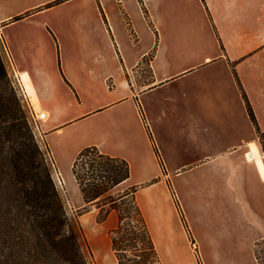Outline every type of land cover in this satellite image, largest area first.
Here are the masks:
<instances>
[{
	"label": "crops",
	"instance_id": "obj_1",
	"mask_svg": "<svg viewBox=\"0 0 264 264\" xmlns=\"http://www.w3.org/2000/svg\"><path fill=\"white\" fill-rule=\"evenodd\" d=\"M0 31L64 188L97 146L163 264H264V0H0Z\"/></svg>",
	"mask_w": 264,
	"mask_h": 264
},
{
	"label": "trees",
	"instance_id": "obj_2",
	"mask_svg": "<svg viewBox=\"0 0 264 264\" xmlns=\"http://www.w3.org/2000/svg\"><path fill=\"white\" fill-rule=\"evenodd\" d=\"M243 95L258 128L244 91ZM22 100L0 50V264H93L85 230L68 211L54 160L37 140ZM73 172L85 212L91 205L102 208L109 203L107 213L97 217L100 223L111 210L118 213V224L109 231L117 264H163L137 200L140 186L129 185L118 197L109 194L129 179L128 161L87 146L78 153Z\"/></svg>",
	"mask_w": 264,
	"mask_h": 264
},
{
	"label": "rangeland",
	"instance_id": "obj_3",
	"mask_svg": "<svg viewBox=\"0 0 264 264\" xmlns=\"http://www.w3.org/2000/svg\"><path fill=\"white\" fill-rule=\"evenodd\" d=\"M0 50L2 52L5 64L7 66L8 58H7L6 52L4 50V46H3V43H2V40H1V36H0ZM7 69H8V67H7ZM9 76H10V78L12 80V77H11L10 74H9ZM19 95H20V93H19ZM20 96L23 98L22 101H23V103L25 105V108L28 111L29 115L31 116L34 132H35V135H36V138H37V134H36V125H37V123H36L35 117L31 115L32 114V107H31V105H30V103H29L27 98H24L22 95H20ZM37 140L39 141L38 138H37ZM39 143L41 144L42 148L48 153V148L41 141H39ZM49 156H50V154H49ZM63 172H64V176L66 178L67 188L63 187V185L60 183L58 178H56V179H57L59 188H60V190H61V192L63 194V197H64V199L66 201L69 213L71 215H73V216H76L79 219L81 225L83 226V228L85 230V234H86L87 241H88V244H89V249L87 250L88 256L90 257L89 251L92 252L93 257L90 258V259L93 261V264H113L112 261L116 260V257H115V254H114L113 250H112V247H111V239H110L109 231L111 229H113L114 227H116L117 224H118V213H117V211L115 209H113V210H111L109 212V214L112 213L113 215H115V223H114L112 228H110L109 230L108 229L106 230V228L110 227L112 223L109 221L108 223H105V225H104L103 222L100 223V222L97 221V217L99 215L106 214L107 210L110 208V204L107 203L102 208L98 207L97 205H91L90 210L85 212L84 211V206L86 204H85V202H80L81 197L77 194V191H76V189L74 188V186L72 184L73 180H72L71 169L69 167H66V168H64ZM54 175H55V177L57 176L55 170H54ZM128 187H129V185H127L126 183L119 184V185L115 186L114 188H112L109 191V194H111L112 196L118 197ZM186 225H187V228L190 231V234L195 236L193 227L189 223H187ZM91 230H94V231L100 230L99 234H98L99 237H100L101 232H103L105 230L104 237H101V238L104 239V241L102 242V240L101 241L99 240V241L96 242L94 237H93V235H92V231ZM91 241L92 242L94 241L93 245L97 247L98 253L101 252L104 247H105V249L108 248V252L105 255L106 256L105 261H102V260L98 259V257L96 256V252L94 250V247L91 244ZM106 243L108 244V247H107ZM196 251L200 254V256H201L203 261H204L203 254L205 256H207V259H208L207 261L210 264V262H211L210 258H211L212 251H209L207 247H204V248L199 247L198 250H196ZM204 263L206 264L205 261H204Z\"/></svg>",
	"mask_w": 264,
	"mask_h": 264
},
{
	"label": "built area",
	"instance_id": "obj_4",
	"mask_svg": "<svg viewBox=\"0 0 264 264\" xmlns=\"http://www.w3.org/2000/svg\"><path fill=\"white\" fill-rule=\"evenodd\" d=\"M0 36H1V31H0ZM3 46H4V50L6 52L7 58H9L8 49L6 48L4 43H3ZM9 60H10V58H9ZM9 74L11 75L13 83L16 86V88H17L18 92L20 93V95H22L24 98H27V93H26V90H25V87L23 85V82H22V79H21L20 75H18L15 70H13V72L9 73ZM59 181L62 184L61 180H59Z\"/></svg>",
	"mask_w": 264,
	"mask_h": 264
}]
</instances>
